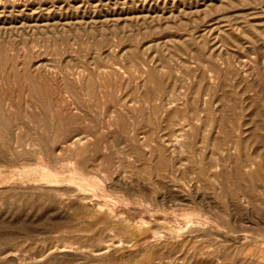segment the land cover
Wrapping results in <instances>:
<instances>
[{
  "label": "rangeland",
  "instance_id": "374dc122",
  "mask_svg": "<svg viewBox=\"0 0 264 264\" xmlns=\"http://www.w3.org/2000/svg\"><path fill=\"white\" fill-rule=\"evenodd\" d=\"M0 264H264V0H0Z\"/></svg>",
  "mask_w": 264,
  "mask_h": 264
}]
</instances>
